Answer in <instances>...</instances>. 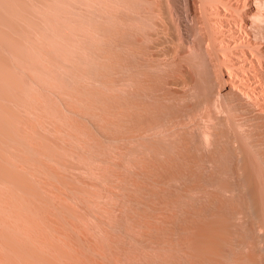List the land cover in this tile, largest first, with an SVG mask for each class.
<instances>
[{"label": "rangeland", "instance_id": "rangeland-1", "mask_svg": "<svg viewBox=\"0 0 264 264\" xmlns=\"http://www.w3.org/2000/svg\"><path fill=\"white\" fill-rule=\"evenodd\" d=\"M174 9L0 0V264H264V192L243 190L264 149L254 136L244 166L227 143L204 150L219 86L184 0L197 52L167 60Z\"/></svg>", "mask_w": 264, "mask_h": 264}, {"label": "bare ground", "instance_id": "bare-ground-1", "mask_svg": "<svg viewBox=\"0 0 264 264\" xmlns=\"http://www.w3.org/2000/svg\"><path fill=\"white\" fill-rule=\"evenodd\" d=\"M184 1L191 13L198 14L199 11L196 23L203 42L200 49L203 50L219 86L218 97L209 108L207 119L209 125L203 132L204 150L209 152L217 143H227L234 157L244 166L250 160L249 151L253 147L251 139L254 136L259 140V147L264 149V86L262 89L258 88L254 81L262 79L260 74L264 70V0H251L252 7H248V0H242L238 7L231 6L230 1L226 0ZM173 2L175 24L179 30L183 51L181 49V53L176 50L172 58L167 60L176 63L183 58H192L197 52V47L190 40V35L187 36V40L184 39L181 14L177 9L179 0ZM231 8H236L235 11L239 12L238 18L232 14ZM214 17L224 18L232 23L227 28L231 36L229 40L218 35V30L220 28L222 30L223 26L218 29L219 24ZM191 18L193 19V16ZM166 56L167 54L164 55ZM177 85L182 92H186L187 99L194 98V88H191L189 79H180ZM228 96L233 97V103L229 101ZM225 126L229 128L226 132ZM254 168L259 171L260 183L258 185L255 182L252 187L243 190L264 192V172L260 164L259 167L254 165Z\"/></svg>", "mask_w": 264, "mask_h": 264}]
</instances>
